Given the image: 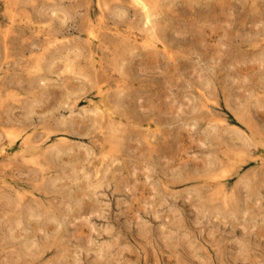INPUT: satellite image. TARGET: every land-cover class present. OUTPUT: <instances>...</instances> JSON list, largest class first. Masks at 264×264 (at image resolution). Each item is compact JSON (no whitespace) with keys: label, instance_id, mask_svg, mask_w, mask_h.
Here are the masks:
<instances>
[{"label":"rangeland","instance_id":"1","mask_svg":"<svg viewBox=\"0 0 264 264\" xmlns=\"http://www.w3.org/2000/svg\"><path fill=\"white\" fill-rule=\"evenodd\" d=\"M147 1L0 0V264H264V0Z\"/></svg>","mask_w":264,"mask_h":264},{"label":"bare ground","instance_id":"2","mask_svg":"<svg viewBox=\"0 0 264 264\" xmlns=\"http://www.w3.org/2000/svg\"><path fill=\"white\" fill-rule=\"evenodd\" d=\"M129 2L132 3L134 6H136L137 8L141 9V11L144 13L146 17V22H150V17L152 15V9L147 0H129ZM91 110L94 113L103 114V112H105L106 110V105L103 102H92ZM38 142L39 141L36 138L27 136V138L20 145V148L24 149V151L27 153H32L38 149L39 147ZM258 144L259 146H264V140L260 139L258 141ZM52 150H53V147L47 149V151H52Z\"/></svg>","mask_w":264,"mask_h":264}]
</instances>
